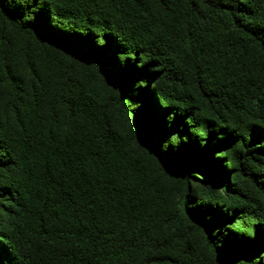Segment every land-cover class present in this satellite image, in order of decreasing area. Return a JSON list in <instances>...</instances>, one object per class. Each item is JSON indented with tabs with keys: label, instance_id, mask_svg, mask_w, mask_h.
Instances as JSON below:
<instances>
[{
	"label": "trees",
	"instance_id": "1",
	"mask_svg": "<svg viewBox=\"0 0 264 264\" xmlns=\"http://www.w3.org/2000/svg\"><path fill=\"white\" fill-rule=\"evenodd\" d=\"M263 95L264 0H0V261L264 264Z\"/></svg>",
	"mask_w": 264,
	"mask_h": 264
},
{
	"label": "rangeland",
	"instance_id": "2",
	"mask_svg": "<svg viewBox=\"0 0 264 264\" xmlns=\"http://www.w3.org/2000/svg\"><path fill=\"white\" fill-rule=\"evenodd\" d=\"M21 41H23V39L21 40ZM149 83H151V82H149ZM146 84L144 83V82H134V89L135 90H139L141 87H144ZM113 86L112 85H105V84H103L102 82H98V81H96V89L98 90V91H100L101 92V96H107V97H111L110 95H112L113 96V92H112V88ZM114 88V87H113ZM112 93V94H111ZM263 98H264V95H263ZM161 106V105H160ZM156 108H158V110H159V106H156ZM155 108V109H156ZM163 110V109H162ZM158 111L156 110V113H157ZM159 113V112H158ZM157 115V114H156ZM158 120H159V118H158ZM157 120V121H158ZM235 120V117H230V121H234ZM170 143H173V144H177V145H179L180 146V144L181 143H183V140L181 139V138H179V140L177 139V138H174V136L171 134V136H170ZM174 150H175V148H174ZM177 152V151H176ZM164 154H166L167 155V152H164ZM171 155V154H170ZM192 173H194L193 175L195 176V177H199V174L200 173H198V171L195 173V172H192ZM198 173V174H197ZM195 182H197V181H195ZM197 183H199V182H197ZM187 196H189V199H190V201L192 200V198H193V196H192V194H189V193H187ZM9 222V218L6 216V211L4 210V209H0V231L1 230H5V229H7V227H9V225L7 224ZM1 233L2 232H0V242H4V240H3V237H2V235H1Z\"/></svg>",
	"mask_w": 264,
	"mask_h": 264
},
{
	"label": "snow or ice",
	"instance_id": "3",
	"mask_svg": "<svg viewBox=\"0 0 264 264\" xmlns=\"http://www.w3.org/2000/svg\"><path fill=\"white\" fill-rule=\"evenodd\" d=\"M0 264H3V262H2V261H0Z\"/></svg>",
	"mask_w": 264,
	"mask_h": 264
}]
</instances>
